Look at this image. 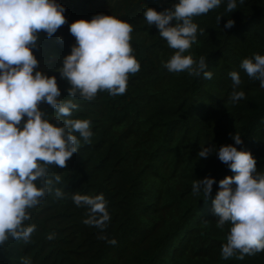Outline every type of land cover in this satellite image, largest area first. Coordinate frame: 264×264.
Wrapping results in <instances>:
<instances>
[{"label":"trees","instance_id":"1","mask_svg":"<svg viewBox=\"0 0 264 264\" xmlns=\"http://www.w3.org/2000/svg\"><path fill=\"white\" fill-rule=\"evenodd\" d=\"M56 2L65 8L67 23L50 38L39 33L32 49L37 70L56 77L60 99L79 105L59 125L68 118L87 119L93 135L86 143L74 133L80 146L67 168L49 166V178L61 180L29 209L25 225H35L29 242L9 238L0 246V264H264V252L243 260L239 253L222 257L231 225L217 227L212 203L219 181L235 175L218 159L220 146L250 151L257 174H264V88L240 68L243 59L264 55V0H236L233 12L227 11L228 0H221L219 7L193 18L196 41L184 55L196 61L205 57L211 79L169 72L165 65L175 50L143 15L148 7L164 11L178 0ZM98 14L132 25L130 43L140 70L129 75L123 95L100 91L91 101L69 97L70 84L59 72L75 44L69 26ZM228 19L234 20L232 28L224 27ZM232 71L241 77L235 89ZM234 90L245 93L236 103L230 100ZM40 108L43 118L57 123L55 110L46 103ZM233 134L243 143L236 145ZM212 146L216 151L207 158L197 155ZM206 176L215 183L205 197L202 190L193 192V183ZM55 188L63 198L55 196ZM77 193L103 194L110 215L103 231L83 223L88 209L73 201ZM111 239L117 243L110 244Z\"/></svg>","mask_w":264,"mask_h":264},{"label":"clouds","instance_id":"2","mask_svg":"<svg viewBox=\"0 0 264 264\" xmlns=\"http://www.w3.org/2000/svg\"><path fill=\"white\" fill-rule=\"evenodd\" d=\"M220 4L221 0H178L164 11L151 7L144 11L147 24H155L160 36L175 50L165 65L169 72L187 71L189 75L203 74L205 79H211L205 57L196 61L184 53L196 41L198 25L193 18ZM236 8V0H228L227 11ZM64 12L56 0H0V246L9 238L29 242L35 230V225H25L31 218L29 209L38 206L43 197L53 192L54 182L61 180L59 175L54 180L49 178V166L67 168V161L80 146L74 133L86 143L93 135L87 119L68 118L59 125L61 117H71L79 105L72 99H60L56 77L37 70L39 61L32 51L39 33L50 38L67 23ZM233 26L232 19L224 25ZM69 31L75 44L59 71L70 84L68 96L79 95L91 101L100 91L113 96L125 94L129 75L140 70L130 43L132 25L113 15L98 14L91 20L73 21ZM240 68L264 88V55L243 59ZM229 75L235 89L241 84L240 74L232 71ZM244 97L243 91L234 90L230 100L236 103ZM42 103L56 111L57 123L43 118ZM233 139L236 145L243 143L239 134H233ZM214 151L215 146L203 147L197 155L207 158ZM217 156L235 173L219 181L212 202L217 227L231 225L221 254L228 259L239 253L237 258L243 260L246 255L264 252V174H257L256 158L250 151L238 150L232 144L220 146ZM214 183L215 179L208 176L197 179L193 192L202 190L206 197ZM54 194L58 198L65 195L59 188ZM72 199L77 206L88 209L83 223L103 231L110 220L103 194L93 197L77 193ZM53 238L54 234L48 236ZM108 242L117 243L115 239Z\"/></svg>","mask_w":264,"mask_h":264}]
</instances>
